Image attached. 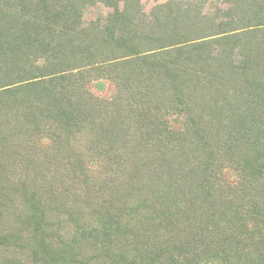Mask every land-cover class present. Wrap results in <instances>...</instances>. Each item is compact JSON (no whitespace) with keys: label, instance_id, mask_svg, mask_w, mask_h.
I'll return each mask as SVG.
<instances>
[{"label":"trees","instance_id":"trees-1","mask_svg":"<svg viewBox=\"0 0 264 264\" xmlns=\"http://www.w3.org/2000/svg\"><path fill=\"white\" fill-rule=\"evenodd\" d=\"M0 264H264V0H0Z\"/></svg>","mask_w":264,"mask_h":264},{"label":"rangeland","instance_id":"rangeland-1","mask_svg":"<svg viewBox=\"0 0 264 264\" xmlns=\"http://www.w3.org/2000/svg\"><path fill=\"white\" fill-rule=\"evenodd\" d=\"M167 1L169 0H141V3L143 5L144 11L148 13L154 5L165 3ZM179 1L190 2L193 0H179ZM222 7H225V5H222ZM207 10H209L208 6L205 7V11ZM109 12L110 10L104 7L102 4H98L93 7H88L84 13V20L86 22H90L99 16L105 17Z\"/></svg>","mask_w":264,"mask_h":264}]
</instances>
